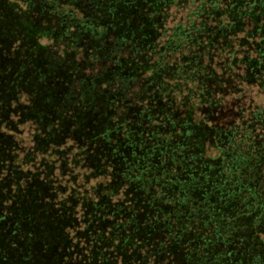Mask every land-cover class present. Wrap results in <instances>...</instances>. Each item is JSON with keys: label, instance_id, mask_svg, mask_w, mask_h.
I'll return each mask as SVG.
<instances>
[{"label": "trees", "instance_id": "16d2710c", "mask_svg": "<svg viewBox=\"0 0 264 264\" xmlns=\"http://www.w3.org/2000/svg\"><path fill=\"white\" fill-rule=\"evenodd\" d=\"M42 212L59 264H264V0H0V264Z\"/></svg>", "mask_w": 264, "mask_h": 264}, {"label": "rangeland", "instance_id": "374dc122", "mask_svg": "<svg viewBox=\"0 0 264 264\" xmlns=\"http://www.w3.org/2000/svg\"><path fill=\"white\" fill-rule=\"evenodd\" d=\"M44 42H46V41H44ZM135 181H136V178L134 177V179H132V182H135ZM153 181L155 182V177L153 178ZM39 216H40V220H41V223H40L41 224V233H42L41 236L43 238L40 237L41 240H39V238H38V240L36 242L28 243L27 245L24 243V246L22 247L21 250L27 251V252L29 251L28 247L30 244H36L35 251H34L35 256H34V258H32L30 261H27V262L22 261V259H21L20 264H59L60 258L62 256V251H60L58 244L55 241L57 239V234L59 233V227L61 226L62 219H60L59 217L51 218V215L46 213V212L39 213ZM97 222H98V219L95 218L93 225H95L96 228L93 230L95 232H100V234H101L103 232L99 228H97V226H98ZM164 224L166 226V223H164ZM173 226L175 227V231H176V228H178V225H173ZM214 226H215V229L221 228L223 226H227V227L231 226L232 227L231 232H232L233 230L238 229L236 227L241 228V223L238 224V223H235V220L226 218L225 220L218 221ZM214 232H216V231H214ZM259 234H257L253 238V242H251L250 245L255 247L256 245L260 246V245H258L259 243L262 244L261 239H263V236L260 238ZM29 235L32 236V232ZM62 239L65 240L64 234L62 235ZM242 240H244V242H245V240H248V237L246 236V233L244 235H242V230H241L240 239H236L235 241L231 242V244L228 246H227V243H226V245L222 244V245H219L218 247L213 246V249L218 250V251H220V249H221L223 251L222 255H225V254L226 255H235L238 251H241L240 248L242 246V243H241ZM95 242L99 243V240L94 241V243ZM51 243H52V245H51ZM39 246H40V249H39ZM19 254H21V253L16 251L14 254L11 255V258H14ZM0 258H2L1 255H0ZM10 262H11V260H9V263Z\"/></svg>", "mask_w": 264, "mask_h": 264}]
</instances>
